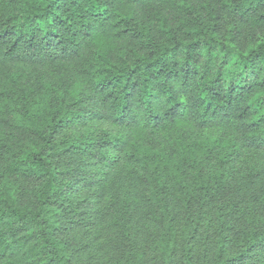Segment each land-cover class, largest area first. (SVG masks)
Returning a JSON list of instances; mask_svg holds the SVG:
<instances>
[{"label": "trees", "instance_id": "trees-1", "mask_svg": "<svg viewBox=\"0 0 264 264\" xmlns=\"http://www.w3.org/2000/svg\"><path fill=\"white\" fill-rule=\"evenodd\" d=\"M0 264H264V0H0Z\"/></svg>", "mask_w": 264, "mask_h": 264}, {"label": "rangeland", "instance_id": "rangeland-1", "mask_svg": "<svg viewBox=\"0 0 264 264\" xmlns=\"http://www.w3.org/2000/svg\"><path fill=\"white\" fill-rule=\"evenodd\" d=\"M89 125H92V123H88ZM104 126H107V125H104ZM243 158V157H242Z\"/></svg>", "mask_w": 264, "mask_h": 264}]
</instances>
